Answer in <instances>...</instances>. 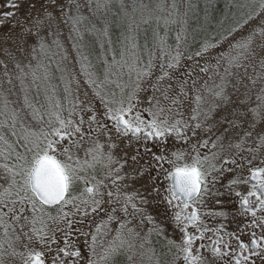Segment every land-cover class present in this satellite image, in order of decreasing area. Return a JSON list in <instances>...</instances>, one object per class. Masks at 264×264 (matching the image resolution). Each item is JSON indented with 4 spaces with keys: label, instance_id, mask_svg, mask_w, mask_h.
I'll return each instance as SVG.
<instances>
[{
    "label": "snow or ice",
    "instance_id": "snow-or-ice-1",
    "mask_svg": "<svg viewBox=\"0 0 264 264\" xmlns=\"http://www.w3.org/2000/svg\"><path fill=\"white\" fill-rule=\"evenodd\" d=\"M0 264H264V0H0Z\"/></svg>",
    "mask_w": 264,
    "mask_h": 264
},
{
    "label": "rangeland",
    "instance_id": "rangeland-1",
    "mask_svg": "<svg viewBox=\"0 0 264 264\" xmlns=\"http://www.w3.org/2000/svg\"><path fill=\"white\" fill-rule=\"evenodd\" d=\"M229 2V0H217V6L219 9L223 10L225 3ZM236 2H242V0H236Z\"/></svg>",
    "mask_w": 264,
    "mask_h": 264
}]
</instances>
